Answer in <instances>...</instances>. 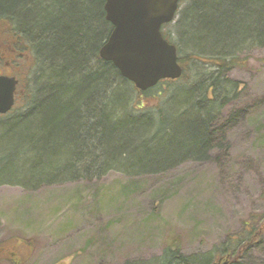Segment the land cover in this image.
I'll return each mask as SVG.
<instances>
[{"label":"trees","instance_id":"16d2710c","mask_svg":"<svg viewBox=\"0 0 264 264\" xmlns=\"http://www.w3.org/2000/svg\"><path fill=\"white\" fill-rule=\"evenodd\" d=\"M185 2L181 21L203 51L191 50L179 57L180 64L197 60L225 74L238 66V59L228 60L227 54L264 42V0H184L180 5ZM104 7L105 0H0V48L9 47L17 63L23 59L29 68L23 102L17 106V100L10 113L0 115V185L37 188L99 180L113 172L159 173L207 156L210 122L229 100L225 94L220 99L212 95L222 92L224 79L232 89L239 85L228 76L206 80L203 74L199 82L185 86L177 83L186 77L184 70L179 80L139 91L100 56L113 31ZM218 51L226 57L202 61L195 55ZM183 89L191 91L184 102L181 96L174 98ZM167 106L173 108L172 117ZM188 112L196 114L192 120L185 117ZM255 231L247 229L250 240L210 256L206 264L228 255L236 263L261 234ZM177 239L156 262L196 264L200 258L179 254Z\"/></svg>","mask_w":264,"mask_h":264},{"label":"rangeland","instance_id":"374dc122","mask_svg":"<svg viewBox=\"0 0 264 264\" xmlns=\"http://www.w3.org/2000/svg\"><path fill=\"white\" fill-rule=\"evenodd\" d=\"M187 4L162 29L179 45L180 58L203 51L181 21ZM203 53L195 55L202 61L226 57L223 51ZM0 56V74L20 79L18 106L29 68L9 47L0 48ZM231 58L238 66L225 74L197 60L181 64L186 77L177 83L185 86L203 74L206 80L228 76L239 85L232 89L224 79L222 92L212 95L229 100L210 122L212 144L204 159H186L159 173L113 172L37 188L1 184L0 264H161L156 261L174 238L180 255L206 264L250 240L249 228L261 234L234 264H264V42L241 45L227 54ZM189 91L178 90L174 98L184 102Z\"/></svg>","mask_w":264,"mask_h":264},{"label":"water","instance_id":"95a60500","mask_svg":"<svg viewBox=\"0 0 264 264\" xmlns=\"http://www.w3.org/2000/svg\"><path fill=\"white\" fill-rule=\"evenodd\" d=\"M183 1L105 0L106 20L113 31L100 56L141 92L183 76L178 49L162 34V28L175 21ZM18 86L15 77L0 75V115L13 110ZM212 264H231V255L219 257Z\"/></svg>","mask_w":264,"mask_h":264},{"label":"bare ground","instance_id":"6f19581e","mask_svg":"<svg viewBox=\"0 0 264 264\" xmlns=\"http://www.w3.org/2000/svg\"><path fill=\"white\" fill-rule=\"evenodd\" d=\"M104 10H105V7H104ZM102 49V48H101ZM48 51V49L46 48V47H43L42 49H41V52L42 53H46ZM11 77H13V76H11ZM16 78V77H15ZM18 81H19V83H20V79L19 78H16Z\"/></svg>","mask_w":264,"mask_h":264},{"label":"flooded vegetation","instance_id":"af4514ba","mask_svg":"<svg viewBox=\"0 0 264 264\" xmlns=\"http://www.w3.org/2000/svg\"><path fill=\"white\" fill-rule=\"evenodd\" d=\"M0 252H1V251H0ZM12 256H14V254H13ZM15 263L19 264L20 262H15Z\"/></svg>","mask_w":264,"mask_h":264}]
</instances>
